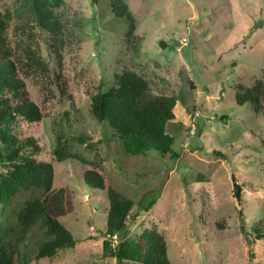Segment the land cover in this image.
Returning <instances> with one entry per match:
<instances>
[{
  "label": "rangeland",
  "instance_id": "rangeland-1",
  "mask_svg": "<svg viewBox=\"0 0 264 264\" xmlns=\"http://www.w3.org/2000/svg\"><path fill=\"white\" fill-rule=\"evenodd\" d=\"M109 1L64 0L57 11L68 19L69 47L61 64L49 37L36 30L48 72L30 73L25 83L42 119L26 123L19 117L18 135L38 140L43 151L36 158L52 162L54 186L69 185L73 210L62 222L76 242L36 259L44 239L37 224L19 243L22 264H118L103 253L105 193L81 183L77 159L54 160L57 132L71 153L99 161L111 185L134 201L127 239L155 226L172 264H264V239L241 230L243 225L250 234L264 217V94L258 106L235 101L238 85L260 79L264 86V0H124L143 36L134 60L121 42L126 26L111 15ZM5 2L0 0V11ZM124 67L143 74L153 93L180 96L176 120L167 127L177 158L153 150L126 154L107 124L91 115L90 94L101 81L109 86ZM80 134L91 149L74 139ZM198 174L204 182H196ZM200 191L205 200L196 196ZM151 198L155 203L144 208Z\"/></svg>",
  "mask_w": 264,
  "mask_h": 264
},
{
  "label": "trees",
  "instance_id": "trees-1",
  "mask_svg": "<svg viewBox=\"0 0 264 264\" xmlns=\"http://www.w3.org/2000/svg\"><path fill=\"white\" fill-rule=\"evenodd\" d=\"M63 3L64 0H9L0 11V140L4 144L0 149V264L25 263L19 243L37 224L43 229L44 239L39 244L36 259L53 257L59 249L73 247L76 242L62 222L73 210L69 185L54 186L52 162L36 158L43 151L42 146L33 136H19L17 129L19 117L26 123L42 119L41 110L30 99L25 83L30 73L48 72L38 41L40 34L36 30L49 37L48 46L59 64L62 52L68 51V19L57 11ZM108 6L111 15L120 18L126 26L121 42L134 60L143 41V36L136 33V19L124 0H110ZM82 25L81 20L75 22L77 29ZM159 44L165 47L162 40ZM62 87L63 84L60 89L63 94ZM104 87L101 81L90 94V112L98 122L107 124L126 154L144 155L153 150L161 155L169 154L171 158L178 157L171 148L175 137L167 132V127L176 120L173 110L181 101L179 95L153 93L149 80L128 67L115 73L112 83ZM238 88L235 92L237 104H260L264 96L260 79L252 86L240 84ZM74 139L86 143L88 149L93 147L83 134ZM214 153L225 156L220 151ZM52 156L57 162L77 159L83 167L81 183L105 193L104 255L115 258L118 264H172L165 238L155 226L144 228L137 237L127 239L126 220L134 201L111 185L99 161L71 153L68 139L62 132L56 134ZM204 181V176L198 174L196 182ZM239 191L240 186L235 184L236 197ZM196 196L206 199L202 191ZM154 203L155 198H151L144 208ZM241 230L245 236L264 239V217L250 227V234L243 225ZM115 241L117 243H113Z\"/></svg>",
  "mask_w": 264,
  "mask_h": 264
}]
</instances>
